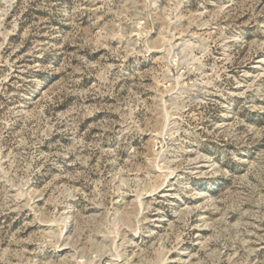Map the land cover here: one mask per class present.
Here are the masks:
<instances>
[{
  "label": "rangeland",
  "instance_id": "374dc122",
  "mask_svg": "<svg viewBox=\"0 0 264 264\" xmlns=\"http://www.w3.org/2000/svg\"><path fill=\"white\" fill-rule=\"evenodd\" d=\"M0 264H264V0H0Z\"/></svg>",
  "mask_w": 264,
  "mask_h": 264
}]
</instances>
